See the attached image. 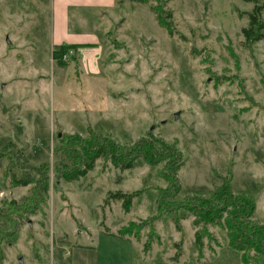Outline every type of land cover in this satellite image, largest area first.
Returning <instances> with one entry per match:
<instances>
[{
	"label": "rangeland",
	"instance_id": "374dc122",
	"mask_svg": "<svg viewBox=\"0 0 264 264\" xmlns=\"http://www.w3.org/2000/svg\"><path fill=\"white\" fill-rule=\"evenodd\" d=\"M158 5L164 17L171 14L173 35L159 23ZM50 6V0H0V228L8 233L0 264H69L79 258L71 245L78 241L124 252L129 264H254L255 252L231 246L224 223L207 225L198 250L202 226L182 207L223 187L231 171L229 188L252 196L250 220L264 225V39H246L249 19L240 14L253 4L136 3L128 23H119L121 33L114 27L108 36L95 81L74 70L72 59L70 71L53 60ZM90 128L127 150L142 140L160 142L158 150L177 149L178 160L150 165L139 157L121 169L99 158L85 176L68 181L61 171L75 164V153L56 149L66 134L87 138ZM167 165L180 166L178 193L168 189ZM13 178L36 182L15 186ZM47 181V200L38 202ZM34 191L40 194L27 211L12 213L3 204L28 202ZM110 191L140 193L126 213L120 201L104 203ZM161 194L168 203L159 210ZM143 221L139 238L119 247L118 230Z\"/></svg>",
	"mask_w": 264,
	"mask_h": 264
},
{
	"label": "trees",
	"instance_id": "16d2710c",
	"mask_svg": "<svg viewBox=\"0 0 264 264\" xmlns=\"http://www.w3.org/2000/svg\"><path fill=\"white\" fill-rule=\"evenodd\" d=\"M139 2H149V0H135ZM160 1V0H156ZM254 4V7L251 12H242V16H247L249 19V27L243 28V34L247 40L259 41L264 39V34L261 32L264 29V21L262 20V11L264 10V3H260L259 0H247ZM154 11L157 13L158 21L161 25L165 26L171 35H173V28L167 19L171 18V14L165 15L164 9L161 5L154 6ZM167 18V19H166ZM76 45L62 44L56 45L53 47L52 58L54 61L58 62L60 65H65L66 62L63 60L65 54H68L70 50L75 49ZM72 60H76L75 55H71ZM89 136L87 138L82 137L79 134H66L61 139V148H57L56 151H63L67 157H70L72 151L75 153V164L71 166H65L64 170L61 171V175L68 181L79 179L82 176H85L88 171L92 170L95 166V161L99 158H104L105 160H110L112 164L121 169H130L134 167V162L139 157H142L148 164L156 165L160 160L165 159L167 156L170 159V156L174 158V162L178 159H175L177 155L176 150H158L156 144L162 143H153L148 140H142L130 146L127 150L126 146H123L115 142L110 135H100L89 129ZM64 147V149H63ZM48 167V164L45 165ZM177 167L171 168L167 165V169L164 173V178L169 182L170 187L169 191H175L178 193L180 191V186L177 181L176 172L179 169ZM166 168V167H165ZM231 180V171L230 178H227L225 185L221 188L216 189L213 193L207 198L197 197L187 203H183L182 207L187 209L191 214H194L196 217L194 224L196 226H202V230L196 233L195 246L198 250H202L203 246V237L208 233L207 225L208 224H225L228 230V235L230 239V244L233 248L238 251L247 253L249 251L255 252V255L252 256L254 264H264V225L253 223L250 218L253 216L256 204L251 195L241 193L235 194L229 188V182ZM36 182L32 179H22L18 180L13 178L12 183L15 186H27ZM49 190L48 181L44 182V185L41 189L43 191L44 197L38 202L46 201L47 194ZM139 191L126 193L122 191L108 192L107 198L104 200V203L108 205L111 201H120L124 212L129 213L132 207V200L139 195ZM39 191H34L33 196L35 199L31 198L28 202L22 204H17L15 201L10 203L7 201L3 204L11 205L8 210L11 209L12 213H21L22 211H27L33 207V203L39 196ZM160 206L159 210L165 208L168 199L166 196L160 195ZM173 207V205H172ZM177 208V207H176ZM175 209V208H174ZM34 212V211H32ZM5 217L10 219L11 214H4ZM103 216L104 211H103ZM158 217V216H157ZM157 217H154L155 219ZM179 216H175V223L179 226ZM147 223L143 221L141 224H136L135 222H129L128 225L123 226L118 230L120 236H139L142 228ZM102 226L105 227L104 223ZM180 227V226H179ZM107 231V229H106ZM8 233L5 230L0 228V261L3 257L1 244L7 236ZM151 235H155L154 228H151ZM151 246L150 242L145 244V250H149ZM180 256V253L177 254V257ZM246 260V259H245ZM250 260V258H249ZM248 260V262H249ZM247 261V260H246ZM1 263V262H0Z\"/></svg>",
	"mask_w": 264,
	"mask_h": 264
},
{
	"label": "crops",
	"instance_id": "0c3cea01",
	"mask_svg": "<svg viewBox=\"0 0 264 264\" xmlns=\"http://www.w3.org/2000/svg\"><path fill=\"white\" fill-rule=\"evenodd\" d=\"M247 2L253 4L250 1ZM136 3L146 2L135 0H50L53 39L51 48L62 44L76 45L77 47L72 49L73 55L76 56V60L71 61L72 67L74 70L75 68L84 69L87 79L95 81V78L100 77L102 72L100 62L103 58L104 48L107 47L108 36L114 27H118L117 32L121 33V26L125 22L128 23L130 18L129 8L139 7L136 6ZM263 14L264 10L262 11V20L264 19ZM120 22L122 25L119 27ZM65 65H68V62ZM68 66L70 71L71 66ZM106 229L108 234L116 235L108 228ZM119 237L120 241H123L122 244L116 242L119 247H129L123 243L132 241L133 237L120 235ZM78 242L71 245H76L72 249L78 252L77 257L79 258L69 264H129L124 252L118 254L106 250L103 253L97 251V248H93L92 245H81Z\"/></svg>",
	"mask_w": 264,
	"mask_h": 264
},
{
	"label": "built area",
	"instance_id": "2783aa9c",
	"mask_svg": "<svg viewBox=\"0 0 264 264\" xmlns=\"http://www.w3.org/2000/svg\"><path fill=\"white\" fill-rule=\"evenodd\" d=\"M72 54H73V53H72V50H70L68 54H65V55H64L63 60H64L65 62H68L69 59H71V55H72Z\"/></svg>",
	"mask_w": 264,
	"mask_h": 264
},
{
	"label": "water",
	"instance_id": "95a60500",
	"mask_svg": "<svg viewBox=\"0 0 264 264\" xmlns=\"http://www.w3.org/2000/svg\"><path fill=\"white\" fill-rule=\"evenodd\" d=\"M176 117H178V116H176ZM20 261L22 262V258H20Z\"/></svg>",
	"mask_w": 264,
	"mask_h": 264
}]
</instances>
